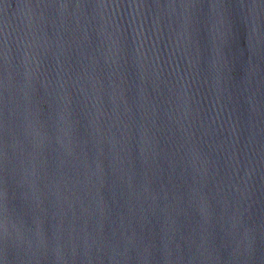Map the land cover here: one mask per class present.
Segmentation results:
<instances>
[{
  "label": "water",
  "instance_id": "obj_1",
  "mask_svg": "<svg viewBox=\"0 0 264 264\" xmlns=\"http://www.w3.org/2000/svg\"><path fill=\"white\" fill-rule=\"evenodd\" d=\"M0 264H264V0H0Z\"/></svg>",
  "mask_w": 264,
  "mask_h": 264
}]
</instances>
